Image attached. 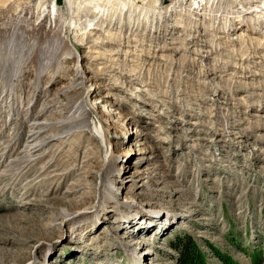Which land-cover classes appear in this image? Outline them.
Here are the masks:
<instances>
[{"label": "rangeland", "instance_id": "374dc122", "mask_svg": "<svg viewBox=\"0 0 264 264\" xmlns=\"http://www.w3.org/2000/svg\"><path fill=\"white\" fill-rule=\"evenodd\" d=\"M19 1L0 0V264H180L185 236L205 264H264L260 2L55 0L56 52ZM43 102L63 115L27 165Z\"/></svg>", "mask_w": 264, "mask_h": 264}, {"label": "bare ground", "instance_id": "6f19581e", "mask_svg": "<svg viewBox=\"0 0 264 264\" xmlns=\"http://www.w3.org/2000/svg\"><path fill=\"white\" fill-rule=\"evenodd\" d=\"M21 1H23V3H22L23 9L26 7H30V9L32 8L31 4L33 3V0H21ZM21 1H19V2H21ZM123 1H124L123 3H121V1H119V0L116 1V5H117L116 8L117 9H128L129 7L130 8L133 7V5L129 6L130 4L125 2L127 0H123ZM254 1L260 2V7L262 6L260 10H263L264 0H254ZM10 2H11V0H10ZM36 4H37L36 5L37 10H36L35 14L38 13L37 15L40 16L39 23L37 24L38 27L44 28L49 24V28L44 29V30L46 33H49L51 35L56 36L55 40H54L56 42V48L58 50H61L62 47L65 46L64 41L66 40V38L64 37V34H63V30L61 29V20H60L61 14H62L61 9L59 7H57L55 0H37ZM64 4L66 6H70L71 0H64ZM23 9H20L19 11H21ZM257 11H259V9ZM19 21L22 22L23 20H21L20 18H15V24L14 25L18 24ZM36 30H39V29H36ZM63 51H65V52L62 53L61 57L65 56L67 54L71 55V51L70 52H69V50H63ZM56 52H62V50L56 51ZM80 79L81 78H80L79 73H76V76L74 77V79H72V81H70L69 89L70 90L71 89H74V90L77 89L79 87V85L81 84ZM48 107L49 106L47 105V103L43 102L41 112L38 114V116L36 118H33V121L28 126L27 133L25 135L24 142H23L24 148H23V151H21V152H24L26 154V156L28 157L27 161H26L27 165L34 162V160H35V158L32 157V154L36 153L51 138L50 134L47 136H43V135L41 136L43 131L46 130L48 127H51L53 125L56 117L63 115V111H60V112L54 111L53 115H55V116L51 115L52 116L51 118H48V117L46 118L44 115L46 112H49ZM42 116H44V117H42ZM21 158H23V157H21ZM23 169L24 168H22V170ZM4 175H6V173L3 172L2 177ZM126 224L130 225V227L133 225L129 221H126Z\"/></svg>", "mask_w": 264, "mask_h": 264}, {"label": "trees", "instance_id": "16d2710c", "mask_svg": "<svg viewBox=\"0 0 264 264\" xmlns=\"http://www.w3.org/2000/svg\"><path fill=\"white\" fill-rule=\"evenodd\" d=\"M173 247L178 253L180 264H205L203 254L189 236L177 239ZM222 259L227 262L226 259ZM252 259L254 264H260L262 261L261 255L257 253L252 255Z\"/></svg>", "mask_w": 264, "mask_h": 264}]
</instances>
